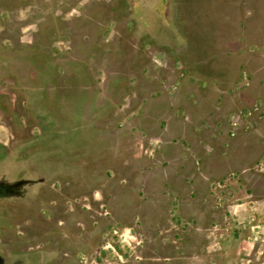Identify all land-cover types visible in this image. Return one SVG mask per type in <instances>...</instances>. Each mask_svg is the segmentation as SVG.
I'll return each instance as SVG.
<instances>
[{
  "label": "rangeland",
  "instance_id": "374dc122",
  "mask_svg": "<svg viewBox=\"0 0 264 264\" xmlns=\"http://www.w3.org/2000/svg\"><path fill=\"white\" fill-rule=\"evenodd\" d=\"M0 264H264V0H0Z\"/></svg>",
  "mask_w": 264,
  "mask_h": 264
}]
</instances>
